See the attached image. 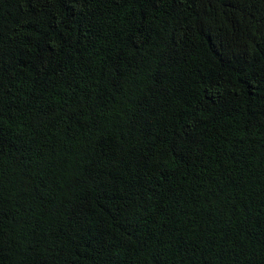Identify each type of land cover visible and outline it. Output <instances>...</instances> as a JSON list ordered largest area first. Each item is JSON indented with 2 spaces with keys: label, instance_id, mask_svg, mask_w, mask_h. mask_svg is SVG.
<instances>
[{
  "label": "trees",
  "instance_id": "16d2710c",
  "mask_svg": "<svg viewBox=\"0 0 264 264\" xmlns=\"http://www.w3.org/2000/svg\"><path fill=\"white\" fill-rule=\"evenodd\" d=\"M0 264H264V0H0Z\"/></svg>",
  "mask_w": 264,
  "mask_h": 264
}]
</instances>
